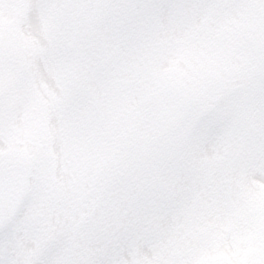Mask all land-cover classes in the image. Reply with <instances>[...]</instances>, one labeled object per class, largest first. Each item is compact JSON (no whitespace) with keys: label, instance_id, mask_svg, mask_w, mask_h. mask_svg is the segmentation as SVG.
Segmentation results:
<instances>
[{"label":"rangeland","instance_id":"obj_1","mask_svg":"<svg viewBox=\"0 0 264 264\" xmlns=\"http://www.w3.org/2000/svg\"><path fill=\"white\" fill-rule=\"evenodd\" d=\"M1 264H264V0H0Z\"/></svg>","mask_w":264,"mask_h":264},{"label":"water","instance_id":"obj_2","mask_svg":"<svg viewBox=\"0 0 264 264\" xmlns=\"http://www.w3.org/2000/svg\"><path fill=\"white\" fill-rule=\"evenodd\" d=\"M21 168L13 167L11 174L18 177L21 173ZM23 186L13 180H5L0 185V220L3 221L11 214L13 209L17 206L21 195ZM28 264V263H24Z\"/></svg>","mask_w":264,"mask_h":264},{"label":"bare ground","instance_id":"obj_3","mask_svg":"<svg viewBox=\"0 0 264 264\" xmlns=\"http://www.w3.org/2000/svg\"><path fill=\"white\" fill-rule=\"evenodd\" d=\"M3 262L2 256L0 255V264Z\"/></svg>","mask_w":264,"mask_h":264}]
</instances>
